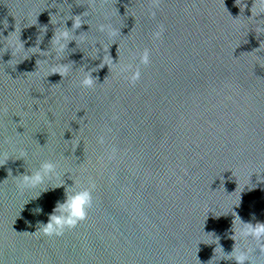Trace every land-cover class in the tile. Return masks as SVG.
I'll return each mask as SVG.
<instances>
[{"label": "water", "instance_id": "obj_1", "mask_svg": "<svg viewBox=\"0 0 264 264\" xmlns=\"http://www.w3.org/2000/svg\"><path fill=\"white\" fill-rule=\"evenodd\" d=\"M254 2L0 0V264H236L214 256L235 243L264 264V246L233 239L235 214L264 222ZM72 16L75 31L63 25ZM62 27L74 39L56 61ZM20 41L26 51L12 55ZM55 63L69 74H52ZM83 69L92 87L80 86ZM45 160L59 181L32 199L40 189L20 191L13 177ZM90 183L86 219L59 237L33 234L68 189Z\"/></svg>", "mask_w": 264, "mask_h": 264}, {"label": "clouds", "instance_id": "obj_2", "mask_svg": "<svg viewBox=\"0 0 264 264\" xmlns=\"http://www.w3.org/2000/svg\"><path fill=\"white\" fill-rule=\"evenodd\" d=\"M259 5L258 11H253L256 8V5ZM246 6V5H245ZM257 17H264V0H255L251 7V16L249 19H254L257 21V31H264V18L257 19ZM72 21V30L75 31L81 27V20L79 16H72L69 19L63 21V25L66 21ZM108 26L101 24L99 25L98 30L104 32ZM74 36L72 31H69L66 27L58 30L53 39V51L55 52L54 59L59 61L62 58L63 52L67 47L69 41L73 40ZM9 49L13 54H19L21 51H26L23 44L20 41L19 46L15 42H9ZM45 55H51V53H45ZM142 62L147 63L148 58L145 55L142 57ZM44 63H48L47 60ZM52 74H59L62 78L66 77L71 69L69 64L55 63L50 65ZM84 71V76L80 80V86L89 88L92 87L95 83V79L92 76L91 70ZM139 78V72L133 73V79ZM100 142H103V138H100ZM11 156H9L10 158ZM27 157L25 151H20L17 158ZM8 158V159H9ZM7 159V160H8ZM5 161H0V165H3ZM60 174L57 172V164L45 160L43 161L38 169L31 170L30 174L22 175L20 177H13L17 188L20 191L24 190H35L40 189L39 192H35V195L32 199L38 198L43 191H47L44 188V185L47 181L58 180ZM62 181L57 183V187L61 186ZM95 185L90 183L87 187H79L74 185L72 188L68 189L66 192V198L62 203H57L53 212L49 215L47 223H41L38 225V229L35 233H40L44 236H62L66 228H72L76 226L79 222L86 219L87 210L92 206V191L94 190ZM28 202V201H27ZM26 202V203H27ZM239 206V205H238ZM42 211V209H40ZM233 239L237 241H247L249 239L254 240L257 245L264 246V222L244 223L240 220L239 216L235 214L234 220V236ZM214 243V242H213ZM264 250V248H262ZM214 256H217V261L219 260H234L236 264H254L252 258V249H241L236 245L229 254H225L222 246H217L214 249ZM214 256L211 260H213ZM210 260V261H211Z\"/></svg>", "mask_w": 264, "mask_h": 264}]
</instances>
